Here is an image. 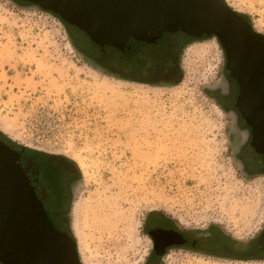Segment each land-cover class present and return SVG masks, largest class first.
Instances as JSON below:
<instances>
[{
    "label": "rangeland",
    "instance_id": "rangeland-1",
    "mask_svg": "<svg viewBox=\"0 0 264 264\" xmlns=\"http://www.w3.org/2000/svg\"><path fill=\"white\" fill-rule=\"evenodd\" d=\"M220 1L264 36V0ZM128 45L140 57L126 63L105 50L121 64L117 76L97 61L102 47L77 28L28 2L0 0V138L26 154L29 178L59 172L55 160L73 166L66 221L79 261L145 264L151 243L143 226L152 213L214 228L239 246L257 239L264 164L244 151L251 131L222 99L221 45L178 32ZM164 65L176 67L178 83L153 79ZM42 203L54 220L51 203ZM165 264H264V254H170Z\"/></svg>",
    "mask_w": 264,
    "mask_h": 264
},
{
    "label": "water",
    "instance_id": "water-1",
    "mask_svg": "<svg viewBox=\"0 0 264 264\" xmlns=\"http://www.w3.org/2000/svg\"><path fill=\"white\" fill-rule=\"evenodd\" d=\"M57 15L101 47L151 44L163 33L213 36L240 93L236 109L264 157V36L219 0H20ZM16 152L0 140V264H81L76 242L53 227Z\"/></svg>",
    "mask_w": 264,
    "mask_h": 264
},
{
    "label": "flooded vegetation",
    "instance_id": "flooded-vegetation-1",
    "mask_svg": "<svg viewBox=\"0 0 264 264\" xmlns=\"http://www.w3.org/2000/svg\"><path fill=\"white\" fill-rule=\"evenodd\" d=\"M244 21L246 22V20ZM178 33L186 36L187 38H195L187 36L182 32ZM116 51L121 52L118 49H116ZM96 59L103 68L107 67L115 75L122 76L120 75L122 73V69L118 67L121 64L117 61H111L108 66H105L101 56ZM225 61L227 62L226 57ZM226 72L228 78L226 83L227 92L224 94L222 99L228 104H231L230 106L237 114V120L239 123L244 125L246 130L250 132L251 129H249L245 120L240 115V112L236 109L237 98L240 93L239 83L236 78L231 76L230 71L227 70V68ZM170 78H161L160 80L163 82H169ZM248 138L249 140L246 144L247 146L244 147V151L249 149L251 156L254 155L252 156L251 161L255 159L256 162V160L260 159L259 162L264 164V157L255 152L250 144V135ZM244 151H242V153ZM241 160L243 161L245 167L251 171L250 169L253 168L251 165L252 163L248 164L245 158L242 157ZM49 163L52 162L49 161ZM52 165H54V168L58 169L59 172H56V170L54 172L52 170L51 172L48 168L50 171L47 170V173L39 172L40 174L36 177H32V179L37 178L39 180L36 189L38 190V196L41 200H45L53 206L55 218V221L51 220L53 227L58 231L69 233L66 221L67 205L72 193V185L75 182L77 175L72 165L69 166L60 160H55ZM143 230L146 232V236H148L151 243L150 251L147 254L145 264H165V259H167L170 254L182 256L189 253L203 256L205 258L213 256L230 259L243 258L245 255L257 253V251H262L264 254V243L260 246L258 239L248 242L245 246H239L235 241L231 240L226 235L219 233L218 230L214 228L207 227L204 230H201L193 226H183L172 220L170 217L160 213L147 215ZM250 259L258 260L260 257L257 254V256L253 255Z\"/></svg>",
    "mask_w": 264,
    "mask_h": 264
},
{
    "label": "trees",
    "instance_id": "trees-1",
    "mask_svg": "<svg viewBox=\"0 0 264 264\" xmlns=\"http://www.w3.org/2000/svg\"><path fill=\"white\" fill-rule=\"evenodd\" d=\"M57 16V15H56ZM58 17V16H57ZM59 18V17H58ZM62 22H63V24H65V25H69L68 23H66V22H64L61 18H59ZM69 26H71V25H69ZM71 27H74V26H71ZM76 28V27H75ZM171 35V34H170ZM132 41H134L135 43H140V44H143L142 42H138V41H135V40H133V39H131ZM129 41V40H128ZM176 41H178V40H176ZM154 43V42H153ZM126 45L129 47V49L127 50V51H125V52H119L120 54H121V57H120V59H121V62H129L130 60H132L134 57H140L139 55H138V52H136V50H133V51H131L130 50V46L128 45V42L126 43ZM110 49H113L112 47H102V49H101V52H102V55H100L101 56V58H102V60H103V62L105 63V66H108L111 62L109 61V60H105V58H106V56H105V50H110ZM138 60H140V59H138ZM116 61V60H115ZM118 62V61H117ZM166 64V63H165ZM162 69H166V73L165 74H163L162 76L161 75H156V76H154L153 77V79L154 78H156V79H158V82H163L162 80H160L161 78H167V77H171L170 78V80H169V82H163V83H166V84H176V83H178L180 80H174L173 78H174V76L176 75V67L175 66H170V68L168 69L167 67H166V65H164L163 67H161L159 70L161 71ZM178 69V68H177ZM121 72L123 73V71L121 70ZM148 81V80H147ZM146 80H145V82L144 83H149V82H147ZM152 83L153 84H155L153 81H152ZM1 135V134H0ZM0 140L2 141V142H4L5 144H7L8 146H10L8 143H7V141H5L4 139H2V138H0ZM11 147V146H10ZM14 149V148H13ZM15 150V149H14ZM16 151V150H15ZM17 152V151H16ZM27 160H28V157L26 156V154H24V152H20V163H21V166H22V168H23V170H24V172L26 171V169H27V171H29V169H30V165H27L28 163H27ZM32 167V166H31ZM30 172V171H29ZM26 173V172H25ZM31 173V172H30ZM27 174V173H26ZM28 176V175H27ZM32 181L33 180H37V182H39V180L36 178V179H32V178H30ZM37 186H38V183H37ZM37 188V187H36ZM37 194V193H36ZM38 195V194H37ZM257 239L258 240H260L261 241V243H264V233H262L260 236H258L257 237Z\"/></svg>",
    "mask_w": 264,
    "mask_h": 264
},
{
    "label": "bare ground",
    "instance_id": "bare-ground-1",
    "mask_svg": "<svg viewBox=\"0 0 264 264\" xmlns=\"http://www.w3.org/2000/svg\"><path fill=\"white\" fill-rule=\"evenodd\" d=\"M253 148V147H252ZM79 165H80V167H83V164L79 161Z\"/></svg>",
    "mask_w": 264,
    "mask_h": 264
}]
</instances>
